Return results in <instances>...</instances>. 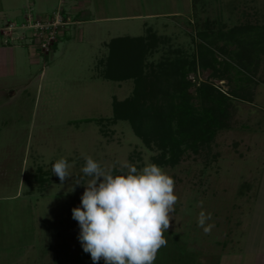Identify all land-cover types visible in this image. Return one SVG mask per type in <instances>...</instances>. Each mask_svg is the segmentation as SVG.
Instances as JSON below:
<instances>
[{
    "label": "rangeland",
    "instance_id": "rangeland-1",
    "mask_svg": "<svg viewBox=\"0 0 264 264\" xmlns=\"http://www.w3.org/2000/svg\"><path fill=\"white\" fill-rule=\"evenodd\" d=\"M95 3V20L82 24L72 14L78 27H69L56 42L57 50L42 57L25 40L33 35L25 22L50 21L54 13L60 19L59 9L44 18L28 9L10 20L0 7V49L12 51L0 52V264H93L71 216L84 188L73 186L68 192L72 178L61 182L52 172L57 159L69 162L73 177H83L87 156L118 172L125 163L139 169L162 154L154 142L147 146L136 136L129 121H111L113 104L135 92L133 78L111 81L100 76V61L106 60L111 41L120 37L152 41L143 67L148 85L156 84L161 72L165 88L174 91L173 73L184 65L196 113L211 108L207 93L200 96L196 88L214 85L226 93L236 87L234 81L211 77V68L200 67L197 51L203 43L214 38L218 61L249 69L242 93L249 90L250 102L238 97L229 101L213 137L196 148L188 140L189 148L175 166L154 163L174 179L178 197L164 233L167 244L154 264H264V51L255 59L251 51L240 49L242 43L226 48L216 40V35L238 29H262L264 0ZM133 15L141 18L97 20ZM136 106V115H141L142 106ZM201 210L211 213L214 227L209 233L197 224ZM97 264H104L103 259Z\"/></svg>",
    "mask_w": 264,
    "mask_h": 264
},
{
    "label": "trees",
    "instance_id": "trees-1",
    "mask_svg": "<svg viewBox=\"0 0 264 264\" xmlns=\"http://www.w3.org/2000/svg\"><path fill=\"white\" fill-rule=\"evenodd\" d=\"M197 1L192 0L193 5ZM259 28L238 29L232 35L226 32L220 34V36L216 35V40L223 41L226 48L230 45L233 46V43L237 45L242 43V46L239 47L243 48L240 49L248 53L251 51L253 58L258 59V54L264 51V37L262 35L264 27ZM254 31L256 32L255 35ZM213 39H208L207 44L203 43L200 49L198 47V63H200L202 69H212L211 77L220 81H234L236 87L226 93L214 85L196 88V91L200 92V96H203L204 92L207 93L206 101L211 104L209 106L211 108L205 107L206 109H203L201 113L194 112L195 108L193 109L191 97L187 93V88L191 85V82L186 80L189 70L185 69L184 65L180 64L176 67L181 70L180 72L173 73L177 76L175 79L173 78L174 88L179 92L165 88L166 81L163 78L165 74L160 77L161 72L160 75H157L158 81L156 84L150 81L148 85L144 82L146 77L143 74V67L152 42L146 37L113 39L106 60L99 63L101 78L111 81L134 79V96L113 104L111 121L112 123L121 120L129 121L135 135L142 139L147 146L152 142L156 147L159 146L162 154L157 159L153 158L154 163L175 166L189 148L188 140L192 141L190 147L196 148L199 142L207 141L213 137L214 131L221 126L218 120L221 121L227 116L226 113L223 114V111L227 108L229 101L234 97H238L244 102H250L248 88H246L248 91L245 94L242 93L247 84H242V82H249L250 80L245 75V71H249V69L245 68L242 63L236 65L226 60L218 61L215 49L212 48L214 46ZM56 46L54 45L53 51L56 50ZM216 48L218 47L216 46ZM219 51L225 53L222 48H219ZM218 66H221V69ZM161 68L167 70L164 66ZM136 104L143 108L141 109V115H136L134 110L137 107ZM216 111L221 117H215Z\"/></svg>",
    "mask_w": 264,
    "mask_h": 264
},
{
    "label": "clouds",
    "instance_id": "clouds-1",
    "mask_svg": "<svg viewBox=\"0 0 264 264\" xmlns=\"http://www.w3.org/2000/svg\"><path fill=\"white\" fill-rule=\"evenodd\" d=\"M69 168L63 157L52 164L61 182L72 178L69 193L73 186L84 188L71 216L78 222V240L93 264L101 259L104 264H154L158 250L167 244L164 233L178 200L174 179L150 162L139 169L125 163L117 172L87 156L81 168L85 183L80 182L83 177H73ZM210 221L211 213H198L197 224L205 233L214 227Z\"/></svg>",
    "mask_w": 264,
    "mask_h": 264
},
{
    "label": "crops",
    "instance_id": "crops-1",
    "mask_svg": "<svg viewBox=\"0 0 264 264\" xmlns=\"http://www.w3.org/2000/svg\"><path fill=\"white\" fill-rule=\"evenodd\" d=\"M96 0H0V7L2 11L6 14V18L10 20L18 19L17 14L27 11L28 9L32 12L35 11L37 13H42L43 17L51 16L54 11L60 9L58 7L61 6L62 12L64 14H67L72 20V14L77 15L76 19H78L82 24L85 22V20L88 19V21H94V16L97 14V11L95 12V5H97ZM58 7V8H57ZM1 15V13H0ZM98 15V14H97ZM42 17V18H43ZM92 17V18H91ZM0 21H3V17H0ZM140 17H137L133 15L132 17H115V18H100L97 20H104V21H110V20H128V19H134L138 20ZM94 19V20H91ZM78 24L75 25V27ZM56 50L58 47V44H56ZM4 49L9 50V52H12L9 48H1V50ZM15 50V49H14ZM19 50V49H18ZM20 51H25L24 49H20ZM27 52V51H26ZM54 52V51H53ZM9 57H13L11 53H8ZM28 54V52H27ZM28 56H30L28 54ZM32 58V57H30ZM12 59V58H11ZM12 64V63H11Z\"/></svg>",
    "mask_w": 264,
    "mask_h": 264
},
{
    "label": "built area",
    "instance_id": "built-area-1",
    "mask_svg": "<svg viewBox=\"0 0 264 264\" xmlns=\"http://www.w3.org/2000/svg\"><path fill=\"white\" fill-rule=\"evenodd\" d=\"M57 13L60 19H56L54 13L49 18L51 19L50 21H47L46 18L43 17L44 20L35 21V23H33L34 21L28 23L29 20L25 22L27 23L24 25L26 30H30V32L33 33V35L28 36L25 40L29 39L28 43L33 45V49L37 51L39 57L51 53L56 42L62 40L67 35L69 27L76 25V22L67 14H64L62 9H59ZM27 25H29V27ZM28 43L22 45H28Z\"/></svg>",
    "mask_w": 264,
    "mask_h": 264
}]
</instances>
